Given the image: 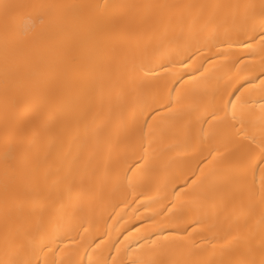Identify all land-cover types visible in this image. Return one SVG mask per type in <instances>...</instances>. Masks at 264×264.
I'll return each mask as SVG.
<instances>
[{
	"label": "bare ground",
	"instance_id": "obj_1",
	"mask_svg": "<svg viewBox=\"0 0 264 264\" xmlns=\"http://www.w3.org/2000/svg\"><path fill=\"white\" fill-rule=\"evenodd\" d=\"M0 264H264V0H0Z\"/></svg>",
	"mask_w": 264,
	"mask_h": 264
}]
</instances>
